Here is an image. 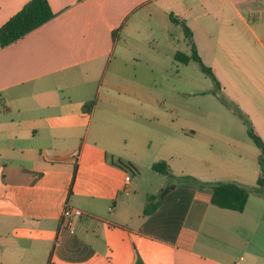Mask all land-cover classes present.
<instances>
[{
  "label": "crops",
  "instance_id": "obj_1",
  "mask_svg": "<svg viewBox=\"0 0 264 264\" xmlns=\"http://www.w3.org/2000/svg\"><path fill=\"white\" fill-rule=\"evenodd\" d=\"M28 1L0 0V27ZM49 1L54 18L0 46V264H264V190L251 191L244 210L235 211L214 205L209 185L236 181L251 188L260 171L252 177L224 166L203 176L193 171L188 176L196 181L162 196L170 176L153 165L168 157L158 147L166 138L169 152L180 153L173 144L181 129L178 111L159 109L169 130L159 138L152 126L160 119L148 108L154 97L146 87L150 75L161 73L150 74L136 61L129 42L148 43L146 31L153 29L142 17L158 19L168 29L162 43L174 47L180 69L195 62L175 58L179 50L192 53L171 16L184 20L223 92L222 72L211 61L264 57V0ZM181 39L186 48H178ZM230 78L254 83L256 95L230 92L243 98L231 104L264 139V68ZM208 159L202 160L208 167L221 161ZM120 160L135 165L140 177ZM148 170L155 185H143ZM215 171L224 176L216 178ZM128 174L131 191L124 189ZM67 205L83 216L65 224Z\"/></svg>",
  "mask_w": 264,
  "mask_h": 264
},
{
  "label": "rangeland",
  "instance_id": "obj_2",
  "mask_svg": "<svg viewBox=\"0 0 264 264\" xmlns=\"http://www.w3.org/2000/svg\"><path fill=\"white\" fill-rule=\"evenodd\" d=\"M142 20L145 26L153 29L152 33H150L152 30L146 31V35L149 36L150 40L148 43L134 39L129 42L134 45L132 49L135 56H137L136 61H141L143 65H146L150 74L152 70L161 73L159 76L150 75L146 87L150 97H154L149 99L148 108L151 112L156 113L160 119L159 122L158 120L155 121L156 124L152 127L155 131H158L156 133L159 138L160 132H169L165 127L167 115L161 117V114L158 113L162 112L159 110L161 107L170 109L175 107V110L178 111L177 123L181 127L180 134H178V137L175 136L173 142L174 145H179L180 153L178 155L169 152L167 138L162 140L161 145L158 146L159 154L168 156L165 161L171 166V172L173 173L172 177L169 178L170 185L189 186L193 181L184 179L186 174L198 171L203 176L209 170L223 168V166L226 170H234L235 174L239 172L252 177L253 170H258L263 175V169L256 157L260 149L249 136L247 126L242 122L240 116L234 114L233 109L228 105H232L234 108L237 107L238 102L242 101L243 98L237 101L235 96L238 94L243 95L242 91H246L248 94L252 92L255 95L257 94L252 81L233 80L230 76L241 75L246 72L251 73L253 69L262 70L264 61L261 60H264V57L257 56L259 61H211L216 64L218 71L222 72V78L227 87L226 91L220 92L214 87L213 80L202 71L198 62H191L186 66L180 65V69H178L176 62L172 59L174 47L168 46L166 44L168 42L162 43L163 31L168 30L163 22L161 23L158 19H150L149 17H142ZM180 30L182 31V28ZM174 36L176 37V34ZM123 37L124 34L121 36L120 45L123 44ZM155 38L156 40L153 42L152 39ZM186 46L185 40L181 39L178 48L183 49ZM174 85L179 86V92H176V90L173 92ZM163 92H165V96H158ZM230 92L235 93L234 98L230 97ZM231 102L237 105L234 106L235 104H231ZM192 128L197 129L196 136L191 135ZM190 153H195L201 160L188 158L187 155ZM210 156L221 159V161H210L211 166L208 167L202 160H207ZM222 159H224L223 162ZM151 171H144V186L156 184L151 178V175L155 174H151ZM214 175L217 176L216 178L224 176L222 171H215ZM136 176L140 177L138 173H136Z\"/></svg>",
  "mask_w": 264,
  "mask_h": 264
},
{
  "label": "trees",
  "instance_id": "obj_3",
  "mask_svg": "<svg viewBox=\"0 0 264 264\" xmlns=\"http://www.w3.org/2000/svg\"><path fill=\"white\" fill-rule=\"evenodd\" d=\"M55 16L56 13L54 12L49 0H29L21 10H19L0 27V46L6 47L12 44L13 42L42 26ZM171 18L174 22L182 25L185 35L190 40L192 50V53L190 55L181 50L177 51L175 54L176 60L183 64H188L191 61L198 62L202 71L213 80L216 88H219L220 82L214 70L203 61L198 52L197 46L193 39V32L191 28L184 20H180L173 15L171 16ZM95 103V100L91 101L90 103L85 105V109H90V107ZM232 108L234 112L244 121L247 126L249 136L260 149L259 164L263 169V175L258 178L257 184L251 188L234 181H217L209 183V185L212 188L211 202L214 205L235 211H243L251 191L256 190L258 192H263L264 139L256 131L252 121L244 112H242L238 107ZM118 164L133 173L137 172L135 165H133L131 162H123L120 160L118 161ZM153 169L158 173L168 175L170 176V178L172 177V175L170 174L169 165L165 160L155 163L153 165ZM185 178L187 180L196 181L195 178L188 175L184 176V179ZM174 187L175 184L170 185L163 191L162 196L166 195ZM70 193H72V187L70 189ZM149 212L151 211L147 210V213Z\"/></svg>",
  "mask_w": 264,
  "mask_h": 264
},
{
  "label": "built area",
  "instance_id": "obj_4",
  "mask_svg": "<svg viewBox=\"0 0 264 264\" xmlns=\"http://www.w3.org/2000/svg\"><path fill=\"white\" fill-rule=\"evenodd\" d=\"M124 180H125L124 189L126 191H131V182H132L131 176L129 174L126 175ZM83 214L84 213L81 209L71 205H67L63 211L62 219L64 220L65 224H71L74 221V219L82 217Z\"/></svg>",
  "mask_w": 264,
  "mask_h": 264
}]
</instances>
